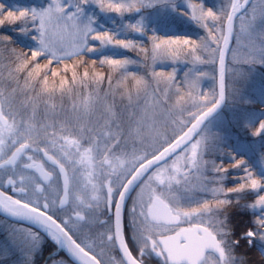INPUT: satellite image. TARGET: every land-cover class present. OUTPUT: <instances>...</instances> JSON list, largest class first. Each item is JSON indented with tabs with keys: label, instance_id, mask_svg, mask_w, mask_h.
<instances>
[{
	"label": "snow or ice",
	"instance_id": "obj_1",
	"mask_svg": "<svg viewBox=\"0 0 264 264\" xmlns=\"http://www.w3.org/2000/svg\"><path fill=\"white\" fill-rule=\"evenodd\" d=\"M88 3L98 4L101 11L108 10L121 15L132 9L140 11L134 3L123 0L107 5L104 0H50L48 7L42 10H19L18 15L15 11H8L4 19L0 20V25L5 21L22 22L20 30L26 33L31 22L36 32L34 39L38 42L37 49L31 51V58L35 61L40 56H51L49 64L53 59L62 60L108 46L122 49L136 47L131 40L115 39L117 34L97 30L93 26V18L84 15L82 5ZM248 4L249 0H226L219 12L212 9L204 12L201 8V16L192 15V19L201 23L209 33L204 47L209 56L202 59L195 55L200 48L196 41H191L188 55L200 63L215 64L218 60L219 91L213 90L204 95L202 101L194 103L197 111L191 114V120L194 121L191 127L162 151L151 153V158L148 153L139 158L136 154L137 138L140 137L142 143V132L147 126V117L141 114V100L146 101L148 96V85L143 78L132 77L138 86L137 91L135 94L125 93L127 103H123L122 96L123 106L119 109L109 78L108 91L101 95L99 89H94L83 111L73 105L70 110L61 109L57 112L54 105L50 110L45 101V108L39 118L35 101L31 105L21 104L18 109L11 96L0 92V97H3L0 101V186L11 187L12 192L19 194V198H13L0 191V209L13 217L39 225L59 248L66 250L70 257L80 260L81 264H102L97 255L82 246L89 239V236L84 235L85 229L90 232L93 225L104 229L98 233L101 250L110 246L111 251L122 254L111 257L112 264H145L146 257L160 259L162 264H236L232 249L239 241L229 239L231 229L227 216L222 215V206L231 202L227 199L228 193L240 194L251 189L258 194L264 189V184L252 178V174L245 169L247 175L244 181L238 182L239 187L229 188L224 194L226 198L220 199L218 190L210 189L208 185L222 181L224 176L217 174H226L228 169L217 167L215 163L209 167L208 161L203 158L207 143L202 145L200 140L191 143L190 155L185 157L184 167L187 171L175 165L165 166L164 170L157 169L161 167V162L166 165V157L182 145H187L194 134L199 135L203 131L201 126L225 101L226 54L234 32V21L240 20L241 33L247 32L249 37L255 31V6L251 16L247 10L242 13ZM238 13L242 14L238 16ZM203 20L209 22L203 23ZM130 27L141 32L136 25ZM58 28L73 30L79 52L70 53L63 47H56L52 36ZM217 31L221 33L220 36L215 35ZM153 39L155 41L156 38ZM93 41L98 42L100 47L89 46ZM172 44L187 46L190 41L176 39L154 43L153 60L164 54L162 45ZM213 44L216 47H212ZM58 52L63 55H58ZM259 52L260 62L264 63V28L261 29ZM177 54L172 53L173 56ZM239 55V51H233L234 57ZM243 62L249 61L245 59ZM130 63L132 61L128 59L106 58L101 61V64H107L113 71L122 74ZM185 75L187 78L190 73ZM204 75L200 73L201 77ZM87 76L85 72L84 77ZM104 79L102 75L98 76L97 84ZM46 84L45 78L44 92H48ZM141 85L143 97L140 96ZM261 132H264V123H260L256 135ZM242 164L243 161H235L233 167L239 168ZM208 172L213 173L211 179L208 178ZM193 173L200 175L204 185L202 191L210 192L214 203L189 195L192 191L189 177ZM145 184L148 187L147 199L144 198ZM89 188L94 193L90 197ZM137 188L140 192L132 196ZM193 204L196 206L193 207ZM257 206L264 212V195H260L256 204L249 207L255 209ZM108 214L110 219L100 218ZM183 224L188 226L184 227ZM259 227H264V216L259 221ZM257 235L258 232L249 230L244 238L251 245ZM81 236H84L83 240ZM260 239L264 241V235H260ZM26 243L29 252H32L41 243L40 233L29 231ZM87 247L91 249L92 245L87 244ZM52 264H68V261L61 257L58 262L54 259Z\"/></svg>",
	"mask_w": 264,
	"mask_h": 264
},
{
	"label": "trees",
	"instance_id": "obj_2",
	"mask_svg": "<svg viewBox=\"0 0 264 264\" xmlns=\"http://www.w3.org/2000/svg\"><path fill=\"white\" fill-rule=\"evenodd\" d=\"M220 2L223 6L225 0ZM21 4L24 3L21 2ZM0 5H3V8H0V20L4 19L8 11H15L18 15L19 10H25V8H13L6 0H0ZM207 8H210L208 3H206L205 11ZM220 9L217 6L214 11L219 12ZM143 10L148 11L147 8ZM114 16L113 18L120 22L117 13L114 12ZM165 16L170 20L168 25L171 23L174 25L171 34L162 30L168 26V20H162L159 24H164L163 28L162 25H159L160 29L153 31L152 26H150L144 31V37L135 38L134 33L129 32L120 38L125 41H133L136 45L135 48L97 54L86 52L62 60L53 59L51 64H49V60L52 59L50 56H40L35 61L31 58V51L36 50L33 46L35 33L31 22H29L28 31L25 33L20 30L23 27L22 22L10 23L5 21L3 25H0V92H3L5 96H11L19 108L21 104L31 105L35 101L37 114L40 115L45 108V101L50 110L51 106L54 105L56 111L60 112L61 109L70 110L73 105L77 106L84 103L85 100H89L94 89H99L103 95L109 89L108 79L111 78L116 107L119 109L123 106L122 96L124 97L123 103H127L124 94L128 92L135 94L137 91L138 86L132 77L143 78L148 85L146 89L148 96H151L157 102L158 108L163 110L168 118L173 119V123L176 122L177 124L181 121V114L192 109L187 106H190L195 95L191 91L192 86L188 83V77L186 78L185 75L189 73L193 63V57L188 55V50L192 47L191 41H196L200 48L195 55L200 56L203 53L202 41L205 38V30L202 29L201 23L190 18L189 12L183 8H179L177 12L167 13ZM104 30L114 34L112 32L114 30L109 28ZM5 37L9 39H5ZM154 37L156 38L155 41ZM114 38L117 39L116 35ZM176 39H188L190 44L187 46L162 45V51L178 52L177 55L185 60L186 67H183L178 59H175L178 62L176 63L177 67L173 64L164 67L158 64L156 59L153 60L154 43ZM106 58L128 59L132 63H130V67H127V71L122 74L120 71H113L107 64H101V61ZM25 65L27 66L25 67ZM85 72L88 73L86 78L84 77ZM53 73L56 75L54 76ZM74 73L75 82L73 81ZM101 75L105 79L97 84V77ZM45 78L48 92L43 91ZM118 82L121 83L118 85ZM62 84L63 89L61 88ZM139 87L141 88L140 96L143 97V85ZM226 88L227 104L210 121L214 124L210 128L211 137L204 158L209 162V167L215 163L217 167L228 169L226 174H217L224 176L222 182L225 183L227 191L229 188L239 187L238 182L244 181L247 175L244 172L245 169L252 174V178L263 184V177L257 172L254 163L255 157L238 150L237 146L245 142L260 140V154L264 156V135L260 138L256 137V130L264 121V65L243 62L236 71H228ZM153 90H155L154 94ZM211 90L212 87L206 85L204 95L211 93ZM109 99L111 100L112 97L110 96ZM30 112L31 108L29 107ZM163 124H166L164 128L168 130L169 120ZM178 136L177 133L172 135V141ZM256 156L259 155L256 154ZM235 161H243V164L239 168H234ZM207 175L213 176V173L208 172ZM229 194L231 202L225 205L226 208L223 213L228 218V227L231 229L230 236L239 241V244L234 246L236 248L235 253L240 258L239 263L264 264L262 246L254 241L251 247H248L246 239L241 237L245 232L259 227L262 216L249 206L260 195H264V189L260 190L258 194L250 192L249 189H246L244 193ZM212 202L215 201L212 200ZM192 206L196 205L193 204ZM3 221H6L5 223L8 225L11 224V222L0 217V223ZM41 237L40 244L45 250L43 257L46 258L57 249V245L45 234L41 233ZM17 255L18 253L14 254V259ZM58 256L69 262L63 253ZM38 260L26 262L28 264H41L45 261L44 258L39 262Z\"/></svg>",
	"mask_w": 264,
	"mask_h": 264
},
{
	"label": "rangeland",
	"instance_id": "obj_3",
	"mask_svg": "<svg viewBox=\"0 0 264 264\" xmlns=\"http://www.w3.org/2000/svg\"><path fill=\"white\" fill-rule=\"evenodd\" d=\"M9 2L10 5L13 6V8L20 9L22 7H25V9H36V10H42L48 7L50 0H23L25 5L20 4L19 0H6ZM221 0H123V2L126 3H134L136 8H140L141 11L137 13L135 9H132L130 11H125L123 15L118 14L120 17V22H117L114 16L113 11H101L100 7L96 3H88L82 5L84 8V15L85 17L93 18L95 21L94 27L97 28V30L101 31L104 29H111L114 34H117V39L125 36L129 32L134 33L133 36L136 37H143L146 29L148 27L152 26L153 31L159 30V23L162 20H168L169 19L165 16L167 13L171 12H177L179 8H183L187 10L190 14V18H192V15L195 14L196 16H201V8L205 11L206 3L210 5V8L208 9H215L217 6L219 8H222L221 6ZM121 2V0H104L105 5L108 3H117ZM226 2V0H225ZM143 5V6H142ZM214 6V7H213ZM255 6L256 12V20L254 22L255 31L251 33V37H249L248 33H241V22L239 19L236 20L235 23V31H234V42L228 57V71H233L239 68V66L243 63L245 59H247L250 63H256V64H263L260 62V52H259V39L261 34V29L264 28V0H253L249 9L247 10L249 13V16H251V10ZM65 7H67V4H65ZM147 8L148 11H144L143 9ZM70 11H75V9H70ZM184 17V16H183ZM194 20V19H193ZM87 22V21H85ZM203 23H208L209 21L203 20ZM130 25H136L138 28L141 29V32L135 31L133 28L130 27ZM168 25V23H167ZM201 25V24H200ZM202 27V26H201ZM205 31V38L208 37L209 33L206 28L202 27ZM164 32L173 30V25L168 26L164 29ZM35 36L36 32L34 31ZM143 33V34H141ZM216 36H220L221 33L217 31L215 33ZM237 36H239V43H237ZM205 38L202 41V48L203 53L200 55L202 59H207L209 56V53L204 51L205 47ZM53 41L55 42V45L57 48L63 47L67 52L70 53H76L80 51V48L75 45V35L73 34L72 29H55L54 34L52 36ZM34 48L38 47V42L34 39ZM222 42V41H221ZM89 46L99 48V43L96 41L90 42ZM212 47H216L215 44L212 45ZM126 49L122 48H115L112 46H108L102 49H99L97 51L91 52V54H97V53H104L107 51H115L120 52ZM233 51H239L240 55L237 57L233 56ZM248 53H252L251 56L248 55ZM58 55H63V53H59ZM51 57V56H50ZM71 57V56H70ZM69 58V57H65ZM64 59V58H63ZM178 59V62L183 67H186L185 60L180 58L179 55L173 56L171 52H164L162 55H158L156 58V61L158 64L163 65L164 67L170 66L171 64L175 65L177 67L178 62L176 60ZM254 60V62H253ZM218 62V60H217ZM216 62V63H217ZM212 63H200L197 61H194L191 64L190 68V75L188 76V83L192 86L191 91L195 93L193 96L192 102L190 106L187 107L192 108L186 110V112L182 113V117L180 118L181 121H179L177 124L176 122L173 123V119L167 117V114L163 112L160 108L157 106V102L151 97L147 96L146 101L144 99L141 100V109L142 115H146L147 117V126L145 127L144 131L142 132L143 141L140 142V137L137 138L138 145L136 148V154L137 158L144 156L146 153L152 151L153 152H159L161 149L166 147L172 142V135L176 134L179 135L184 131L186 125L190 124L193 120H191V114L195 113L197 111V108L194 106V103L198 101H202V97L205 93L206 85L212 87L211 92L215 90L217 92V65ZM131 64H128L127 67H130ZM181 68V67H178ZM200 73H204L205 75L203 77L200 76ZM13 99V98H12ZM89 100H85L84 103L78 104L76 107L83 111L85 108V102ZM15 107L16 103L14 102ZM164 109V108H163ZM22 110V109H21ZM164 111H166L164 109ZM39 116V115H38ZM139 118V117H138ZM169 120V125L167 126L166 130L164 127L166 124V121ZM261 123H264L262 121ZM168 124V123H167ZM214 123H209L203 131L198 135V137L194 140L193 143H195L197 140H200L202 145L206 142L207 143V149H208V143L210 140V128ZM183 126V127H181ZM185 126V127H184ZM258 129L256 130V133ZM264 135V132H261L259 135H256L257 138H260ZM131 142V141H130ZM190 146H188L187 149H185L182 153L177 155L171 162H167L166 165L162 166L161 168L157 170H164L165 166L171 167L175 165L176 167L181 168L182 171H187V169L184 167L185 165V157L190 155ZM238 150H241L242 152H245L247 155H253L255 158L254 163L256 165L257 172L263 177V184H264V156L260 154V140L259 141H251L250 143H242L241 145L237 146ZM206 152H204L205 154ZM203 154V158H204ZM258 154L259 156H256ZM151 157V156H149ZM131 159V158H130ZM205 160V158H204ZM209 163V162H208ZM49 168V167H48ZM209 179L212 178V176H208ZM191 183L190 188L192 191L189 193V195H194L197 199H208L212 200L211 193H205L202 191V188L204 185L201 183V177L198 173H193L189 177ZM222 185V190H221ZM208 187L215 188L219 192V198L225 199V193L226 186L225 183L222 181L218 183H214L211 185H208ZM145 189L148 190L147 184H145ZM91 192V188L88 189ZM250 192H253L251 189H249ZM92 193V192H91ZM94 194V193H92ZM230 194L228 193L227 199L231 200ZM256 200H254L251 205L256 204ZM195 207V206H194ZM223 211L226 208V206H222ZM253 211H256L261 214V216H264V212L261 211L260 207L257 206L255 209L251 208ZM222 215H225L222 213ZM6 221H3L0 223V264H28L26 261H33L36 259H39L38 262L41 259H47V257H43L45 250L42 249L41 244L35 249L32 250V252H29L28 250V244L26 243L27 240V233L29 231L33 232H39L41 235V231L34 229L29 226L24 225H18L15 223H11L8 225L5 223ZM258 232V235L253 238V240L262 246V250L264 253V241L260 239V235H264V227H257L255 230ZM248 232V231H247ZM246 232L241 235L242 238H244ZM246 239V238H244ZM42 240V237H41ZM254 241L251 243V245L254 243ZM247 246L251 247L248 240L246 239ZM18 253L17 257L14 259V254ZM43 257V258H42ZM233 257L236 258V264L239 263V255L235 253ZM13 258V260H12ZM51 258V257H50ZM61 258V257H60ZM60 258H53L57 262ZM10 259V261H8ZM52 260V261H53ZM51 262H47V264H52ZM43 264V263H42ZM68 264H71L68 262Z\"/></svg>",
	"mask_w": 264,
	"mask_h": 264
},
{
	"label": "flooded vegetation",
	"instance_id": "obj_4",
	"mask_svg": "<svg viewBox=\"0 0 264 264\" xmlns=\"http://www.w3.org/2000/svg\"><path fill=\"white\" fill-rule=\"evenodd\" d=\"M25 159H26V157H25ZM47 167L50 168L51 165H47ZM4 190H6L9 193H13L15 195H19L18 193L12 192L11 191V187L4 188ZM139 192H140V189L137 188L136 192L132 193L131 195L132 196H136V194L139 193ZM147 192H148V190L145 189V185H144V198L145 199H147ZM91 195H93V194L88 190V196L90 197ZM130 204H131V202L129 201V206H130ZM100 207H101V210H103V207H104L103 204H101ZM100 218L101 219H110V214H108V216H101ZM73 219H74V216H73ZM81 223H83V222H81ZM182 226L187 227L188 225L187 224H183ZM101 231H104V229H100L96 225H93V227H92L90 232H89L88 229H85V234L84 235L89 236V239L87 240V244H91L92 248L89 249L87 247V244H83L82 246H85L86 250H89L91 252V254L97 255V258L102 261V264H112L111 257H113V256L119 257V256H122V254H118L116 252L111 251L110 246L106 247L103 251L101 250V248L98 246L99 243H100L99 237H98V233L101 232ZM83 239H84V236H81V240H83ZM129 239L131 241V232H130ZM229 239L231 241H233V242L236 241V239L233 236H230ZM132 242L134 243V241H132ZM235 251H236V248L233 247L232 255H235ZM135 254L136 253L134 252V255ZM145 264H162V260L157 259L155 257H146L145 258Z\"/></svg>",
	"mask_w": 264,
	"mask_h": 264
},
{
	"label": "water",
	"instance_id": "obj_5",
	"mask_svg": "<svg viewBox=\"0 0 264 264\" xmlns=\"http://www.w3.org/2000/svg\"><path fill=\"white\" fill-rule=\"evenodd\" d=\"M241 2H243V0H241ZM251 2H252V0H249V4L245 6V9L242 10V13H243V11H245V10L248 9V7H249V5L251 4ZM242 13H238L237 15L240 16ZM235 21H236V20H235ZM235 21H234V26H235ZM233 35H234V32H233ZM232 43H233V36H232V39L230 40V42H229V44H228V52H227V54H226V71H227L228 55H229L230 49H231V47H232ZM218 82H219V62H218V79H217V90L219 91V88H218ZM225 84H226V76H225ZM226 100H227V97H226V94H225V101H224L223 104L217 109V111H216L215 113H213V114H212V115H211V116L205 121V124H206L211 118H213L215 115H217L220 111L223 110V108H224L225 105H226ZM205 124H204V125H205ZM204 125L201 126V127L203 128ZM189 127H191V125H190ZM189 127H188V128H189ZM188 128H187V129H188ZM187 129H186V131H187ZM186 131H185V132H186ZM182 135H183V134H182ZM197 136H198V135L194 134L193 137H192V139H191V141H190L187 145H182V147H181L180 149H177V151H176L175 153H173V154H171L170 156L166 157V161H168L169 159H171L172 157H174L176 154H178L179 152H181L183 149H185L188 145H190V144L195 140V138H196ZM177 139H178V138H177ZM172 143H173V142H172ZM167 147H168V146H167ZM162 150H163V149H162ZM162 150H161V151H162ZM163 163H165V162H161V164H163ZM0 215L3 216V217H5V218H7V219H9L10 221H13V222H16V223H22V224H25V225L33 226V227H35V228H37V229H39V230H41L42 232L45 233L44 229L41 228L39 225H36L35 223H33V222H31V221H29V220H27V219H20V218H17V217H13V216L9 215L8 213H6L3 209H0ZM60 249H61V248H60ZM61 250H63V249H61ZM64 251H65L66 255H67V256H68V257H69L74 263H76V264H81V261H80V260H78V259H76V258H73V257H70V256L68 255V253L66 252V250H64Z\"/></svg>",
	"mask_w": 264,
	"mask_h": 264
},
{
	"label": "bare ground",
	"instance_id": "obj_6",
	"mask_svg": "<svg viewBox=\"0 0 264 264\" xmlns=\"http://www.w3.org/2000/svg\"><path fill=\"white\" fill-rule=\"evenodd\" d=\"M226 80H227V78H226ZM183 132V131H182Z\"/></svg>",
	"mask_w": 264,
	"mask_h": 264
}]
</instances>
